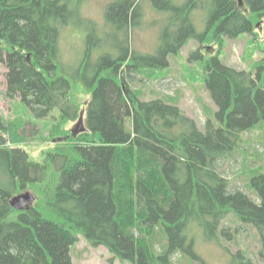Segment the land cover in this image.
I'll return each instance as SVG.
<instances>
[{"label": "trees", "instance_id": "trees-1", "mask_svg": "<svg viewBox=\"0 0 264 264\" xmlns=\"http://www.w3.org/2000/svg\"><path fill=\"white\" fill-rule=\"evenodd\" d=\"M73 1L0 0L6 96L20 98L37 118L60 114L49 134L54 148L36 162L19 146L22 135L15 124L7 125L0 109V157L9 176V184H0V264H73L80 237L106 247L112 261L172 264L181 254L207 264L195 253L192 224L235 264H256L243 249L233 253L225 246L236 241L241 228L224 221L233 215L253 227L264 258V172L257 168L249 175L252 198L234 189L219 168L249 151L244 135L264 130V57L249 73L224 64L221 55L226 38L255 36L264 21V0H243L242 6L238 0H150L170 14L157 54L131 52L125 41L119 57L105 54L87 76L89 48L77 78L90 96L84 103L75 98L70 79L59 74L61 30L80 15ZM140 2L112 1L105 10L108 24L128 34ZM202 8L210 14L199 34L191 14ZM191 40L200 48L190 60L200 61L201 82L218 108L205 131L172 101L145 100L130 87L134 75L150 79L170 67V57ZM212 43L217 50L209 49L214 54L209 57L202 49ZM82 113L86 130L74 138L62 129ZM61 136L65 140L58 142ZM29 189L37 204L15 210L13 197Z\"/></svg>", "mask_w": 264, "mask_h": 264}, {"label": "rangeland", "instance_id": "rangeland-1", "mask_svg": "<svg viewBox=\"0 0 264 264\" xmlns=\"http://www.w3.org/2000/svg\"><path fill=\"white\" fill-rule=\"evenodd\" d=\"M115 0H74L73 4L79 10V16L67 27L62 28L60 35V57L59 74L64 75L73 84L74 96L84 103L90 99L87 91L79 83L78 75L81 64L86 59L90 50V67L86 72L91 76L97 61L105 54L120 56L124 43L131 47V52L140 55L154 56L157 54L162 37L168 31L170 14L166 11L154 8L150 0L140 2V11L136 14V25L131 28L128 34L122 30H115L106 20V7ZM182 4V0H174ZM209 9L202 8L194 11L191 18L199 34L206 31ZM92 35L93 40L89 41ZM255 39V40H254ZM254 40V44L251 45ZM126 41V42H125ZM257 42V43H256ZM210 46V47H209ZM206 49L202 53L211 57L217 50L216 44H205ZM200 48L199 42L191 40L178 55L170 57V67L154 73L151 78L144 79L142 76L134 75L130 87L143 92V99L166 98L177 104L182 111L193 118L201 131H205L206 121L214 116L218 110L209 92L203 86L200 79L201 68L199 60H190V54ZM213 48V49H211ZM213 50L210 53V50ZM252 53V54H249ZM264 57V21L257 24L255 36L243 35L237 39L226 38L225 47L221 55L224 64L237 70L254 73V65ZM190 61V62H189ZM7 68L0 64V109L7 125L15 124L23 142L19 146L24 147L30 154L33 161L42 162L44 153L54 148L56 141L49 140V134L55 126L59 111L47 118H37L18 99H10L6 96ZM87 88L86 86H84ZM83 107L82 109H84ZM78 122L69 123L63 126V131H72ZM25 131V132H24ZM61 138L58 142H62ZM248 139L249 151L241 158L236 156L233 160L222 163L219 172L227 178L234 189H241L247 192L252 198H256L248 187L251 171L260 168L264 172V130L261 127L244 135ZM10 141V137H8ZM11 145V144H10ZM243 158V164H242ZM0 184H9V176L4 160L0 157ZM37 198L36 193L29 189ZM24 193V192H23ZM19 194V193H17ZM37 204V201L34 202ZM239 226L240 232L236 241L225 243L231 252L235 253L240 249L246 251L256 264H264L261 257V243L257 231L251 226H242L233 215L229 220L224 221V226ZM190 236L195 240V253L207 264H235L231 254L217 242L205 238L202 228L197 224L190 226ZM73 264H130L119 260L112 261V255L106 247H93L87 240L80 237L79 242L72 249ZM172 264H200L191 262L181 254L171 258Z\"/></svg>", "mask_w": 264, "mask_h": 264}, {"label": "water", "instance_id": "water-1", "mask_svg": "<svg viewBox=\"0 0 264 264\" xmlns=\"http://www.w3.org/2000/svg\"><path fill=\"white\" fill-rule=\"evenodd\" d=\"M240 5L242 6L244 4L243 0H238ZM84 115L83 113L81 114V117L78 121L77 126L75 127L74 130H72V135L73 137H77L78 134L83 133L86 128L84 126ZM36 198L33 194H31L30 192H26V193H22L19 194L15 197H13L12 199V207L15 210H24V209H29L30 207H32L34 205Z\"/></svg>", "mask_w": 264, "mask_h": 264}]
</instances>
